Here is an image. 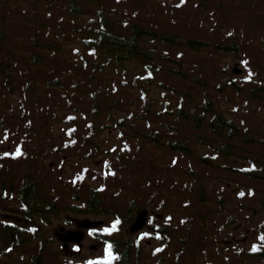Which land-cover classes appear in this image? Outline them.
Returning <instances> with one entry per match:
<instances>
[{
  "label": "rangeland",
  "instance_id": "1",
  "mask_svg": "<svg viewBox=\"0 0 264 264\" xmlns=\"http://www.w3.org/2000/svg\"><path fill=\"white\" fill-rule=\"evenodd\" d=\"M57 1L0 0V32L2 33L0 61L7 62L12 69L11 71H13V75L9 77L8 81L2 83L0 80V120L3 123L1 127L14 128L13 121L16 118L20 120V116L23 119V123L28 122L26 123L28 128H23L21 124L17 126V129L20 128L22 136L25 133L26 142H23L20 137L15 138L19 142L20 150L24 144L26 148L14 163L7 160L9 163L8 167L14 170L17 175V182L24 180L27 175L36 184L44 177L46 178L40 181V197L36 203L38 207L44 208L43 218L45 224L41 226L42 238L39 239V242L26 241L25 245L13 244L12 248L10 242L5 241V238L2 237L7 232H2L0 234V264H32L31 260L35 262L36 259L40 260V264H80L75 262L79 260V255L70 256L64 247H60V244L66 242L65 236H67V233L62 230L59 231V227H61L64 218H69V215L65 214L66 210L64 207L69 202H66L61 195L57 196V183L67 187L69 190L73 188L72 190L78 191V193H82L88 183L92 185H95L96 182L105 183L106 191L117 196L109 197V200L114 198L113 203L115 201L118 202V200L126 204L128 201H133L134 204L141 205L139 208L147 206L143 185L134 181V170L131 165L127 167V170H129L128 174L130 173L129 194H126L127 190L124 186L122 187V192L119 193L117 185L114 183V177H108L105 172L99 170L100 164L105 161L102 158L105 156L115 157V154L111 153L109 149L119 146L122 138L114 130L113 126L108 123H102L100 129L96 132L88 129L82 130L81 125L88 116V105L91 100L81 95L80 91L77 90L78 86L73 87L78 84L79 77L76 76L77 68L73 65L72 55L67 54L66 56V52L62 51L57 57L56 54L41 51L43 47L41 44L47 41H50L49 44L62 45L67 40L66 36H63L64 33L69 36V39H73L76 32L74 27L76 23L90 16L89 10L84 9L83 13L80 14L81 18L72 17L70 22L69 20L66 21L65 10L56 4ZM101 1L105 4L107 12L121 21L140 22L162 33L173 32L181 36V38L192 37L202 41L204 47L198 52H191L187 48L182 47L181 45L185 42L182 39L179 47L173 45L175 48L169 49L168 46L164 45L154 53V64L158 69V79L164 82L167 88H173V91L177 93L188 91L189 88L195 91L194 85H191V78L199 76L206 82L204 78L218 73V64L228 67L230 76L238 83L244 85L247 83L245 79L249 80L251 75L249 70L248 75L245 74L246 69L252 65L253 61L264 60V0ZM198 6L204 9L202 10ZM198 9L200 11L196 12ZM241 10H243V18L237 15ZM225 11L230 17L229 20L226 17H221ZM197 14H199L198 18L195 17ZM242 19L254 22V32L251 35L250 29L243 28ZM41 25H55L53 29L55 37L46 39L45 36H40L37 30ZM57 35H60V38ZM36 36H40L37 38L39 41L36 44V48L40 51L39 53L35 47L27 43V39L31 40L32 37ZM230 42L237 45L235 51L237 53L234 54L233 51L226 47ZM32 54H38V61L42 62L45 67L39 64L33 65L30 61ZM173 58L183 60L179 63L182 72L180 77H174L169 72L173 68ZM239 58H244V60H238ZM67 63L76 68L72 75L69 73L66 75L65 73L68 69ZM78 68H80L79 76L82 75L84 79L90 77V70ZM236 69L242 70V73H235L234 70ZM58 77H61V79L59 78L57 84L53 85ZM70 82H73L74 85L71 86ZM93 86L91 83L89 88L91 89ZM99 87L97 86L95 90L97 91ZM249 91L243 90L242 95L237 100L238 103L234 101L233 97L226 99L229 93L215 95L210 90L209 96L212 98L211 103L216 111H225L227 108L237 111L236 118L242 117L240 122L242 130L247 129L249 135H252L253 133L250 131L256 132V128H261L260 132H263L264 123L262 126L259 125V122L249 125L251 123L249 120L254 118V113L252 110L248 113L245 107L242 106L244 105L242 103L244 94L249 97ZM127 92L132 93L129 89H127ZM172 98L174 99L173 96ZM207 99H209L208 95ZM70 101L75 102L74 106L78 110V119L74 121L78 125L74 129L67 124L70 117L67 109L70 110L74 107ZM65 106L67 108L66 112L61 109ZM262 115V112H258V116ZM243 118L247 119V124L242 123ZM158 120L164 121L163 119ZM248 126L252 129H249ZM61 133H65L66 137ZM162 136L166 138L164 133ZM86 137L89 140H94L92 142L99 148V153L95 150V155L89 152H86L87 155H85L81 142ZM180 137L181 139L178 138L177 140L187 142L188 145L191 142L201 145L198 138L207 143L206 137L188 135L186 129L180 133ZM172 138L173 140L175 139L174 137ZM69 139H72V141L70 142ZM7 141L8 139L6 141L4 139L3 144L5 145ZM126 141H128V144L131 142L129 155L138 154L137 150H139L138 145L140 142L137 141L136 135H130V139L126 138ZM143 144L146 147L150 145L147 141H143ZM143 151L147 152L146 150ZM148 153L152 154L153 162L148 163L150 167L147 170L140 172L141 168L145 166L142 165L136 173L143 177L147 175V172L151 174L157 172V179L159 180L160 177L163 179V185L156 190L158 198L155 202V204H161L157 208L149 207V209L153 211L155 216H158L153 223L167 226L166 232L172 237L169 240L172 249L168 253L165 252V249L162 250L160 255L163 261L160 264H225L226 255H219L220 252L216 250V244L211 239L222 238L224 235L219 234L221 227L229 228L231 225L234 226V224H241L244 230H249L248 232L246 231L248 234L246 245L248 247L251 243L256 250L264 248V199L262 203H257L259 198L255 196L253 199L249 192L237 189L235 192L240 196V199L231 203L223 201L224 210L217 214L215 213V208L217 203H219L218 198L223 199L230 194L222 181L216 180L213 182L210 180L208 181L209 183L203 185L204 202L197 203L195 193L197 192L199 195L200 190H186L185 187V185L194 186L196 181L187 184L181 181L182 184H180L177 180L170 178L171 173H163L161 162L164 160L161 154L166 155V150L159 152L151 149ZM172 157V162L177 165L183 156L173 153ZM4 158L3 161L8 159L9 156L6 154ZM61 161H63V166L68 169L67 173H73L77 170L80 172L84 184L80 183L78 189L74 188L71 183L65 185L55 175V170L50 168L54 164L58 166ZM168 161L169 158L167 159L166 156V165ZM206 174L215 176L216 171L209 169ZM217 174L221 179L222 177H227L219 170ZM3 181L5 188L0 190V199L2 201L0 202V210L10 211V209H13L18 213L20 204L8 198L9 194L13 197L16 196L18 183L16 184L14 181L12 183L7 177H4ZM236 182L247 186L254 185L259 188L260 194L264 198V181H254L234 176L230 187L235 186L234 183ZM45 183L47 184L44 188L46 192L42 189ZM9 187L13 189H7ZM196 188L198 187L196 186ZM112 189L113 191H111ZM106 191H102L103 194H107ZM6 192L8 195H6ZM66 193L69 194L68 191ZM167 214H170L172 218H168ZM89 217L90 215L83 216L84 219ZM109 218L108 214L100 217V219L106 220L105 223L111 224L112 220ZM2 220H4V217L0 216V230L3 227ZM15 220L16 216L10 221ZM152 220L153 217H150L148 223ZM32 223L33 225L36 224V222L27 221L29 225ZM73 223L75 228H77L78 225L75 220ZM224 224L225 226H223ZM21 225L26 226L25 223ZM172 226L179 230V234L171 232ZM199 228L201 230L206 229V231H201L202 233H200ZM149 232L150 227L146 223L141 233L148 234ZM123 233L127 237L134 236V233L130 230H123ZM181 234L188 238L186 246L191 243L193 234L195 239L200 236L201 238L198 240L199 246H196L194 250L187 248L185 251H179L177 249L179 242L177 239ZM205 234H208L209 237H205ZM40 244L45 248H43L44 250L39 251L38 246ZM153 245L154 243L147 247L141 259H130L129 264H156L155 260L157 257L152 256L154 254ZM247 260V256L243 254L241 262L234 260L230 264H264V260L257 258H254L252 263L251 260Z\"/></svg>",
  "mask_w": 264,
  "mask_h": 264
},
{
  "label": "trees",
  "instance_id": "2",
  "mask_svg": "<svg viewBox=\"0 0 264 264\" xmlns=\"http://www.w3.org/2000/svg\"><path fill=\"white\" fill-rule=\"evenodd\" d=\"M56 4L65 10L66 21L70 22L72 17L81 18L80 14L84 9L89 10L90 16L76 23L73 39H69L64 33L63 36H66L67 40L62 45L49 44L50 41H47L41 44L43 46L41 51L56 54L57 57L62 51L66 52V56L72 55L77 77L80 75L78 67L90 70L89 78L84 79L81 75L84 82L80 93L91 100V115L96 119L92 120L91 128L95 132L98 131L100 122L108 123L123 136L136 135L137 141L140 142L138 154L125 155L131 142L129 146L120 143L111 149L116 159L115 162L107 161L104 170L113 173L116 182H123L124 173L129 165L137 172L139 166L153 162L152 154L148 153L150 148L146 147L143 141H147L152 149H167L183 156L176 165L171 159L174 156L163 154L161 168L163 173H171L170 178L180 184L196 181L194 186L185 187L186 190H200L199 195L195 193L197 201H204L202 188L211 180V176L206 174L209 169L216 171V178H219L217 173L221 170L219 172L232 177L237 175L254 181H264V132L261 135L260 132H255L253 137L249 135L247 129L241 130V121L236 118L233 109L216 111L209 96L210 90L215 95L222 94L226 88L238 91L237 83L231 80L222 81L221 75L217 74L209 75L205 79L206 82L194 76L191 78V85H194L195 91L189 88L188 91L177 93L173 88H167L165 83L157 78L158 69L154 64V53L159 48L164 45L169 49L173 48L174 36L170 33L156 32L135 22L124 26L116 17L108 14L101 0H58ZM54 27L55 25H41L37 32L46 39H53ZM40 36L34 37L30 42L32 47L36 48L37 38ZM185 46L199 47L193 41H189ZM38 58V54H32L31 63L43 65ZM173 61L178 63L175 59H172ZM67 65L65 73L72 75L76 68L69 63ZM169 72L176 77H180L182 73L175 65ZM59 78L55 79L53 85L57 84ZM91 83L94 86L90 89ZM255 83L257 85L252 86L249 93L264 106V82ZM97 86L100 87L96 91ZM127 89L132 93H128ZM233 94L234 92L230 93L231 96ZM252 98L244 105L255 111L251 105L254 101ZM254 121L255 119L251 123ZM259 122H264L262 116L259 117ZM242 123L247 124L246 121ZM184 129L188 135L206 137L207 143L199 138L201 145L195 142L188 145L187 142L177 140L181 139L180 133ZM163 133L166 138L162 136ZM88 141L83 139L84 146H87ZM247 146H260L263 152L252 154ZM166 156L169 158L167 165ZM156 179L155 174L145 176L148 182ZM26 191L30 197H24L34 202L32 190L27 188ZM91 195L98 197V193L95 192Z\"/></svg>",
  "mask_w": 264,
  "mask_h": 264
},
{
  "label": "flooded vegetation",
  "instance_id": "3",
  "mask_svg": "<svg viewBox=\"0 0 264 264\" xmlns=\"http://www.w3.org/2000/svg\"><path fill=\"white\" fill-rule=\"evenodd\" d=\"M7 137H9V133L3 132V128L0 126V188H2V187L5 188L3 186V182H4L3 178L4 177H7L8 180L10 179L12 181V183H13V181L16 184L17 183L19 184V182H20V181L17 182V175L14 173L13 169L10 170V172H9L10 174H7L8 173V166L4 165V163H3V154L6 152L5 148H4L3 141ZM14 142L17 143V141H14ZM7 147H8L9 150L13 151V150H15L16 145L15 144L14 145L10 144ZM10 160H11L12 163H14L16 161L15 158H11ZM7 189H13V188L9 187ZM10 193L12 194V192H10ZM26 195L29 196L28 192L26 193ZM8 198H9V200H13V202H15V203H17L19 201L17 191H16V196L13 197V196L9 195ZM8 215H15V214H12V213L8 212V213H6V216H8ZM137 237H138V235H137ZM126 241L128 243L127 246L129 247L130 246L129 243L136 241V238H135V240L134 239H128ZM145 241L148 242L149 245H152V243H154V248L155 249L159 248L161 246V244H162L161 236L154 237L153 239H145ZM65 247H67V246L65 245ZM86 247H93V244L88 245L87 241H84V242H82L81 247L78 248L77 251L81 253L82 251H84V249Z\"/></svg>",
  "mask_w": 264,
  "mask_h": 264
},
{
  "label": "snow or ice",
  "instance_id": "4",
  "mask_svg": "<svg viewBox=\"0 0 264 264\" xmlns=\"http://www.w3.org/2000/svg\"><path fill=\"white\" fill-rule=\"evenodd\" d=\"M21 153L19 152V150H17V153H16V155H20ZM117 223H118V221H117ZM115 227H116V225L114 224L113 225V230H115ZM253 250L255 251L256 249H255V247L253 248Z\"/></svg>",
  "mask_w": 264,
  "mask_h": 264
},
{
  "label": "water",
  "instance_id": "5",
  "mask_svg": "<svg viewBox=\"0 0 264 264\" xmlns=\"http://www.w3.org/2000/svg\"><path fill=\"white\" fill-rule=\"evenodd\" d=\"M140 221H142V216L141 215L137 218V223H140Z\"/></svg>",
  "mask_w": 264,
  "mask_h": 264
}]
</instances>
